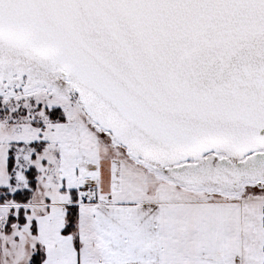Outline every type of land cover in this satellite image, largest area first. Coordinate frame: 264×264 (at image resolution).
I'll use <instances>...</instances> for the list:
<instances>
[{
	"label": "snow or ice",
	"instance_id": "snow-or-ice-1",
	"mask_svg": "<svg viewBox=\"0 0 264 264\" xmlns=\"http://www.w3.org/2000/svg\"><path fill=\"white\" fill-rule=\"evenodd\" d=\"M0 264H264V0H0Z\"/></svg>",
	"mask_w": 264,
	"mask_h": 264
}]
</instances>
